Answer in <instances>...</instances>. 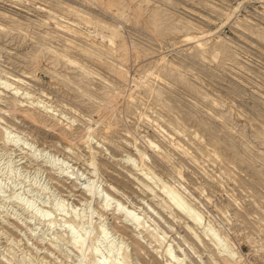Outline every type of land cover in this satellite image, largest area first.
Returning <instances> with one entry per match:
<instances>
[{
  "label": "rangeland",
  "instance_id": "obj_1",
  "mask_svg": "<svg viewBox=\"0 0 264 264\" xmlns=\"http://www.w3.org/2000/svg\"><path fill=\"white\" fill-rule=\"evenodd\" d=\"M0 264H264V0H0Z\"/></svg>",
  "mask_w": 264,
  "mask_h": 264
},
{
  "label": "bare ground",
  "instance_id": "obj_2",
  "mask_svg": "<svg viewBox=\"0 0 264 264\" xmlns=\"http://www.w3.org/2000/svg\"><path fill=\"white\" fill-rule=\"evenodd\" d=\"M120 14H121V13H120ZM64 24H65V23H64ZM110 27H111V26H110ZM114 33H115V32H114ZM113 35H114V34H113ZM114 42H115V41H114ZM93 44H95V43H93ZM87 188L90 189L89 187H87ZM105 203H106V202H105ZM175 204L178 205V201L175 200ZM179 207H180V206H179ZM118 210H119V209H118ZM126 212H127V211H126ZM128 215H130V214H128ZM128 217H129V216H128ZM136 225H138V222H136Z\"/></svg>",
  "mask_w": 264,
  "mask_h": 264
}]
</instances>
